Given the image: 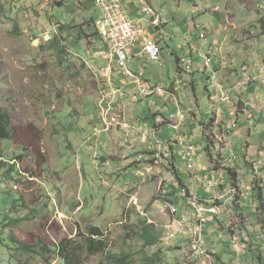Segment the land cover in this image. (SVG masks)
I'll list each match as a JSON object with an SVG mask.
<instances>
[{
    "label": "rangeland",
    "instance_id": "obj_1",
    "mask_svg": "<svg viewBox=\"0 0 264 264\" xmlns=\"http://www.w3.org/2000/svg\"><path fill=\"white\" fill-rule=\"evenodd\" d=\"M59 1L62 7L57 6ZM122 2L149 33L159 35L165 28L170 47L163 43L162 61L146 59L131 67L137 71L144 65L142 77L167 89L176 81L183 86L178 97L187 124L179 131L169 123L156 130L157 117L175 119L174 95L146 96L131 79L125 101L127 119L105 124L109 103L104 95L113 93V87H107L108 60L96 58L107 49L94 23L102 19V11L94 3L0 0V108L12 117L20 137L16 142L0 141V161L8 165L19 153L27 155L17 163L21 169L17 178L26 182H0V264H62L55 252L44 254L41 246L56 250L65 239L80 245L83 264H124L117 260L123 256L125 264H235L230 232L220 229L215 220L206 221L204 240L207 250L221 260L216 256L196 259L186 242L187 232L179 238L182 241L168 248V233L175 223L159 182L171 179V174L166 166H157L156 176L142 174L151 146L158 142L168 145L171 140L174 151L170 148V154H175L179 174L191 182L185 145L191 143L198 149L196 159L201 166H212L206 151L211 136H204L203 123L221 114L220 130L222 122L231 127L236 121L238 126L226 139L228 132L213 130L212 156L217 162L223 157L226 164L242 172L243 180L251 179L252 169L244 161L246 147L250 146L252 157H264V0ZM151 10L162 16V29L152 25ZM178 56L188 62L179 75ZM208 59L212 66L206 69ZM215 74L217 81L212 83ZM118 94L121 96L120 91ZM120 99L122 102L124 97ZM239 100L245 102L247 112L230 117L232 103L238 108ZM4 153L8 154L5 159L1 157ZM137 156L141 163L136 164ZM261 178L264 206V170ZM229 186V180L225 181L226 190ZM210 197L205 190L199 191V199ZM172 200L180 207V186ZM254 202L258 208L255 198ZM251 209L245 228L260 239L263 231L258 213ZM259 216L263 222L264 212ZM218 219L227 227L235 220L232 216ZM6 224L12 227L4 230ZM94 225L104 231L106 248L90 255L87 235ZM147 235L154 245H145ZM7 236L19 244H11ZM21 245L32 249L23 250ZM241 262L264 264V248L243 256Z\"/></svg>",
    "mask_w": 264,
    "mask_h": 264
},
{
    "label": "clouds",
    "instance_id": "obj_2",
    "mask_svg": "<svg viewBox=\"0 0 264 264\" xmlns=\"http://www.w3.org/2000/svg\"><path fill=\"white\" fill-rule=\"evenodd\" d=\"M58 1V0H57ZM63 1H72V2H75V3H77V4H79V5H81V6H86L89 2L90 3H94V2H92L91 0H63ZM121 1V3H122V5H123V8L125 9V11L128 13V15H129V17L135 22V24L139 27V28H143L144 30H145V32L148 34V35H151L153 38L155 37V35L154 34H151V33H149L143 26H141V22L138 20H136L132 15H131V13H130V11H129V9H128V7L122 2V0H120ZM57 3H62V2H57ZM95 5H96V3H94ZM97 7H99L98 5H96ZM100 8V7H99ZM100 10L102 11V19L101 20H98L97 22H94V23H96L97 24V28H98V31H99V36H100V40L102 39V41L105 43V46H106V49H107V51H100L99 52V55H98V57H96V58H99V57H104V58H106L107 60H108V62H109V64H108V66L106 67V73H107V76L109 77L108 79L110 80V83L108 84V88H110V87H113V93H109V94H105L104 95V98L108 101V103H110V101H112V100H114V102H115V104L118 106V114L120 115V121H125L126 119H127V117H128V112H127V109H128V107H126L127 106V104L125 103V98H127L128 96H130V93L129 92H127V93H124L123 92V90H124V88H119V86H116V81H115V78H114V75L116 74V73H122V74H124L125 75V73H124V71H123V69L120 67V65H118V64H113L112 66H111V63H110V60H109V55H110V51H111V48H110V43H109V41L107 40V38H106V36H105V34L103 33V30H102V28H103V22H104V20H105V14H104V12H103V10L100 8ZM150 14H151V16H152V25H154L156 28H158V29H162V26H163V19H162V16L161 15H159L158 13H156L154 10H151L150 11ZM154 17V18H153ZM142 20H144V19H142ZM205 35V34H204ZM202 36H203V34H202ZM161 46H162V44H161ZM134 50L133 51H135V52H138L139 54H140V56H137V59H140L141 60V62H143V57L144 56H146V55H144V54H142V51H143V48H142V44L140 43V42H138L137 43V45L133 48ZM193 49L194 50H198V47L197 46H194L193 45ZM162 54H163V52H162ZM202 55V57H204V54H201ZM208 56V55H207ZM95 57V56H94ZM147 57V56H146ZM136 59V58H135ZM147 59H148V57H147ZM183 59H185V58H181V60L179 61V64H180V68L182 69L183 68V65L181 66V64H182V60ZM132 61H134V60H132ZM131 61V62H132ZM148 61H150L149 59H148ZM161 61H162V55H161ZM160 61V62H161ZM131 62L129 63V66H130V68L132 69V67H131ZM152 62V61H151ZM205 66H206V69H208V67L209 66H212V62L211 61H209V59L206 61V64H205ZM133 70V69H132ZM183 70H185V68H183ZM144 71H145V67H144V65H143V67H141V69H138L137 71H135V70H133V72L135 73V74H137V75H140L141 77H142V75L144 74ZM216 75V74H215ZM214 75V76H215ZM125 76H127V75H125ZM213 76V77H214ZM213 77L211 78V81H212V83L214 82V80H213ZM217 78V77H216ZM129 79H131V81L132 82H135V85H136V88L138 87V84H137V81H136V79L135 78H133V77H129V76H127L126 78H123V81H124V86H127V85H129L130 84V80ZM142 79L144 80V81H146V82H148V83H150V84H152V85H158V84H154V83H151L150 81H148V80H146V79H144L143 77H142ZM107 81V80H106ZM110 85H112V86H110ZM159 85H161V84H159ZM217 85H218V88H220V84L219 83H217ZM165 87V86H164ZM222 87V86H221ZM166 90H167V93L166 94H164V96L165 95H167V94H172V95H174V97H175V99H178L181 103V106L183 107V105H182V101H181V99L178 97V92L175 90V91H173V90H171V89H167L166 88ZM117 91H120V94H121V96L118 94L117 95ZM110 94H112V97H111V95ZM156 95V94H155ZM118 97L117 99H115V97ZM120 97H124V100L122 101V102H124L125 103V106L123 105V103L121 102V99H120ZM224 99L225 100H227V101H229L228 99H227V97H224ZM109 105V104H108ZM108 108V107H107ZM2 109V108H1ZM236 109H237V107H236ZM238 109H239V107H238ZM2 110H4V109H2ZM107 110V109H106ZM5 111V110H4ZM8 113V112H7ZM105 113H106V111H105ZM186 113V112H185ZM9 114V113H8ZM235 114L237 115V113H236V111H235ZM176 115V114H175ZM10 116V115H9ZM11 119H12V117H11ZM161 118H159V117H157V120H159L160 121V123L158 124V125H156V130H158L159 128H160V125H162V124H166V123H169V124H172L173 125V122L176 120V116H175V119H172V120H160ZM186 120H187V114H186ZM215 121H216V119H215ZM185 123H186V121H185ZM184 123V124H185ZM215 123V122H214ZM105 124L108 126V124L106 123V120H105ZM183 124V125H184ZM182 125V126H183ZM237 126H238V124H237V122L235 121V122H233V124H232V126L230 127V124L229 125H227V130H230V129H233V128H237ZM12 127H14V128H16L14 125H13V121H12ZM181 128V127H180ZM175 129V128H174ZM176 130V129H175ZM180 130V129H179ZM179 130H177V131H179ZM137 136H138V134H137ZM180 136V135H179ZM178 139H180V137L178 138ZM4 142V141H3ZM183 142H185V139L183 138ZM140 143H142V141H140ZM177 143H178V141H177ZM160 144L162 145V149H163V152H162V155H161V158L160 159H158V158H156V157H153V155H154V153H155V150L153 149V147H154V145H152L151 146V151L149 152L150 153V155L148 156V158H147V160H146V163H145V167H143L144 169H143V174L142 175H144L146 172H152L153 173V175H158L155 171H156V169H158L159 167H157V166H162V168H165V166H166V168H167V170H168V172L171 174V179H166V178H163L160 182H159V190H161V192H160V194H162V195H164L163 193L165 192L166 193V195L167 196H162V198L164 199V200H166L165 201V203H166V207H167V209L168 210H170V212L172 213V215H173V224H174V227H173V229L172 230H174L175 229V227H176V220H178V219H180L182 216H183V213H184V211H186L187 213H190V214H194L195 213V208H194V206H193V203H198V204H201V205H203V206H205V207H207V208H209V207H216V208H218V210L220 211L218 214H209V213H206L203 217H202V219L200 220V222H199V224L201 225V227H202V234H203V238H204V229H205V223H206V221H208V220H215L218 224H219V226H220V221H219V217L220 216H227V217H233V207H234V205L236 204V203H243L244 205H245V201H249V202H251V204H249L250 205V207L251 208H253V209H256L257 208V206H256V204L255 203H253L254 202V200L253 201H250L251 200V198H254L256 195H257V192L255 191V189H256V187L259 185L261 188H262V191H263V184H262V179L263 178H261V172L264 170V169H262V168H264V157H262V158H259V159H257V158H255V157H252V156H249L251 159L250 160H248V161H246L248 164H246L247 166H250L251 167V169H252V173H253V175H252V177H251V179L249 180V181H245V180H243V175H242V172L241 171H238L235 167H233L232 165H228V164H226L225 162H224V159H223V157H222V160H219V162H217V159L216 160H213L212 159V161H213V163L210 161V157H209V154H208V159H209V161H210V163L212 164V166H210V167H206V166H201L198 162H197V159L196 158H198L200 155L198 154V153H196V151L195 150H198L193 144H191V143H187L186 145H192L193 147H194V152H195V154H194V157H193V160L192 161H190L187 157H186V160H188L187 162H188V171H189V176H190V178H189V180L191 181V182H186L185 180H184V178L182 177V176H180V174H179V176H177V175H175L174 173H175V171H174V167L172 166V163L173 164H175V170L177 169V171H179L180 172V168L178 167V164H177V162H176V159H175V154H170V148H173V151H174V145H173V143H172V141L171 140H169L168 141V145H164V144H162L161 142H160ZM185 145V146H186ZM156 146V145H155ZM158 146V145H157ZM215 146V145H214ZM212 147V146H211ZM175 153V152H174ZM208 153V152H207ZM211 155H213L212 154V152H211V150H210V152H209ZM246 153H247V150H246ZM19 155H25V159H26V157H27V155L26 154H24V153H19L18 155H16V156H19ZM249 157H247V158H249ZM2 158H4V157H2ZM246 158V159H247ZM5 159V158H4ZM25 159L23 160V161H25ZM141 156H137V158L135 159V160H138L137 162H136V164H138V163H141ZM169 159V160H168ZM244 160H245V157H244ZM156 161H157V163H156ZM167 161V164L165 165V162ZM171 161H173L172 163H171ZM0 162H2V161H0ZM14 163H16L15 162V159L13 160V161H10V164H14ZM146 164H147V167H146ZM193 165V170L192 169H190V165ZM216 164H219V166H222V169L221 170H217L218 169V167L216 168ZM229 169H231V170H233L235 173H236V180L234 181V180H232L231 179V177L229 176V173H228V170ZM220 171H222V172H225L226 173V177L223 175H221L220 173ZM139 176H141L138 172L136 173V179H139L140 177ZM197 176H201L202 177V179H203V182H199L198 180H197ZM214 176V178L216 179V180H218L219 181V186L218 187H216V188H211V186H210V179L212 178ZM179 178H181L182 179V182L180 181V179ZM227 180H229V184H230V186H229V188H228V190H226V188H225V181H227ZM165 186H167V188H165ZM181 187V198L183 199L182 201H181V203H180V207L179 206H177L174 202H173V200H172V197H173V195H175L176 194V188L177 187ZM243 187H247L248 189H249V192H250V196L247 198V199H243L242 197H241V189L243 188ZM237 189L238 190V193H237V195L233 198V201H232V203L231 204H228V205H226V206H224V201L223 200H216L215 199V197H222V196H225V197H227V196H229V194H228V192L231 190V189ZM16 189L18 190L19 189V187L18 186H16ZM200 190H205V192L208 194V195H211V197L209 198V199H207V200H202V199H199L198 198V194H199V191ZM246 206V205H245ZM249 207V206H248ZM249 207V209H251ZM77 209H78V207H77ZM252 210V209H251ZM95 226V225H94ZM224 226V225H223ZM230 226H232V224L230 225ZM229 226V227H230ZM261 226V225H260ZM229 227H227V226H224V229L225 228H229ZM233 227H235V226H233ZM232 227V228H233ZM261 228H262V226H261ZM220 229H221V226H220ZM171 230V231H172ZM245 230H247L246 228H244V229H242V230H239L238 231V229H235V231H234V233H231L230 235H231V241H232V236H233V234H235V233H238L239 235H240V237H243L244 239H242V240H245V239H247L248 241H247V244H248V246H249V252H248V254L249 253H252V251H257V250H259V249H261V248H264L263 247V244H261V245H259L258 243H256V240H254V242H252L251 241V239L249 238V237H246L245 235H244V233H243V231H245ZM170 231V232H171ZM262 231H263V228H262ZM170 232L168 233V237H169V234H170ZM183 233L184 232H179L178 233V235H177V238H176V240H175V242H169V240H168V248L169 247H171L172 246V244H175V243H178L179 241H182V239H180L179 240V238L183 235ZM246 234H247V236H251L250 234H248L247 232H246ZM78 235V234H77ZM254 239V238H253ZM74 240V239H73ZM205 241V240H204ZM186 242L188 243V244H190L189 243V238H188V233H187V236H186ZM61 243V242H60ZM59 243V244H60ZM205 243H206V241H205ZM59 244L57 245V247H56V250H53L56 254H57V252H58V246H59ZM22 247V249L23 248H25L26 246H28V245H21ZM190 246H191V244H190ZM206 249H207V243H206ZM24 250V249H23ZM191 250H192V252H193V254H194V251H193V249H192V247H191ZM28 251V250H27ZM207 252H208V257H198V256H196L195 254H194V256H195V258L196 259H208V258H214V256H216L213 252H209L208 250H207ZM233 252V251H232ZM233 257H236L235 256V254H233ZM59 260H60V258H59ZM61 261V260H60ZM242 263V262H241ZM63 264V263H62Z\"/></svg>",
    "mask_w": 264,
    "mask_h": 264
},
{
    "label": "built area",
    "instance_id": "obj_3",
    "mask_svg": "<svg viewBox=\"0 0 264 264\" xmlns=\"http://www.w3.org/2000/svg\"><path fill=\"white\" fill-rule=\"evenodd\" d=\"M85 1V0H84ZM96 3L104 12L105 20L103 22V33L105 34L107 40L110 43V55L109 60L111 66L113 64H118L123 69L125 75L133 77L136 79L138 84V89L141 94L146 96H152L155 94L164 95L167 93L164 85H152L142 79L140 75H137L130 68L129 63L140 56L138 52L133 51L134 47L138 42L142 44V54L146 55L148 59L152 62H160L162 55V46L156 41L151 35H148L143 28H139L135 22L129 17L128 13L123 8L120 0H91ZM204 36V34H203ZM187 60H182V65L187 66ZM214 81H217L216 75L213 77ZM177 102V113L176 120L173 122V127L179 130L180 127L186 121V113L183 111L181 102L176 99ZM106 123L109 125L110 122L120 121V115L118 114V106L115 104L114 100L110 101L108 108L106 110ZM125 141L128 142L129 139L126 137ZM158 145V146H157ZM153 149L155 153L153 157L158 159L161 158L163 149L160 142ZM194 147L192 145L185 146V155L192 161L194 157ZM157 163V161H156ZM190 169L193 170V165L191 164ZM199 182H203L201 176H197ZM211 188H216L219 186V181L214 178L210 179ZM241 197L247 199L250 196L249 189L243 187L241 189ZM237 189H231L225 197H215L216 200H223L224 206L231 204L233 198L237 195ZM195 208V213L190 214L184 211L183 216L176 220V227L169 234V242H175L178 233L187 232L189 243L194 251V254L198 257H208V252L206 249V243L202 234V227L199 224L202 217L206 214H218L220 211L216 207H205L198 203H193ZM240 237L238 233L233 234L231 241V249L236 256L235 264H242L241 258L248 254L249 246L247 244V239ZM264 243V236H263ZM264 247V244H263Z\"/></svg>",
    "mask_w": 264,
    "mask_h": 264
},
{
    "label": "trees",
    "instance_id": "obj_4",
    "mask_svg": "<svg viewBox=\"0 0 264 264\" xmlns=\"http://www.w3.org/2000/svg\"><path fill=\"white\" fill-rule=\"evenodd\" d=\"M58 7H62V3H57ZM2 10V7H0V12ZM154 39L156 41H158L160 44L162 43V41H159L157 39V37H154ZM162 52H163V46H162ZM179 57V61L181 60V56ZM182 66V64H181ZM186 66H183V68H185ZM214 119H211L210 123H203V134L204 136L206 135L207 138L209 136L213 137L214 134ZM209 135V136H208ZM211 137L208 138V147L206 148V151L209 154L210 157V161L213 163V160H216L209 152H210V148H211V144H210V140ZM16 140H20L19 137V133H18V129L12 127V119L11 116H9V114L2 110L0 108V141H4V142H16ZM1 157H8L7 153H4L3 156L1 155ZM25 159V155H19L15 157V162L14 164H8L5 161L0 162V182H4V181H17V182H26L23 181V179H18L17 177L20 176V171L21 169H17L18 166V162H22ZM173 161H171L172 163ZM172 166L174 167V171H175V175L179 176V171H177V169L175 170V164L172 163ZM3 169H5V172L2 173ZM229 176L231 177L232 180H236L237 176L236 173L229 169L228 170ZM180 181L182 182V179L179 178ZM255 191L257 192V195L254 197L257 201L258 204H260V206L257 208V213H258V220L260 225L263 228V233L260 239H256L253 237V234L251 232L248 231V234L252 235V237L254 238V240H256V243H258L259 245L264 244L263 243V236H264V221L260 222V212H264V206H263V191L262 188L258 185L255 189ZM25 196V194H22V202H23V197ZM253 198V200H254ZM255 203V202H253ZM24 204V202H23ZM24 206V205H23ZM25 207V206H24ZM248 205L245 206L243 203H236L233 207V218H235V220H232V226H230L228 228V231L231 233H234L235 229L238 230H242L245 228V223L246 220L248 218ZM18 213V212H17ZM19 215V213H18ZM25 219H27V217H25ZM17 220L19 221H23L24 219L22 217H18L17 216ZM17 226V225H14ZM221 228L224 230V226L222 223H220ZM235 226V227H233ZM7 227H12V225H4V230ZM233 227V228H232ZM90 231L89 234L87 235V243H86V249L88 251V254H95L99 251H103L106 248V242H105V233L102 229H100L99 227H95V226H90L89 227ZM247 229V227H246ZM3 230V233H5V231ZM249 230V229H247ZM96 237H98V239H96ZM152 236L147 235V238L145 240V245H154L155 242L154 240L151 239ZM7 239L9 240V242L13 245H17L19 244L18 240L15 239L14 237H8ZM29 246V245H28ZM26 246L25 248H23L24 250H31V246ZM22 247V246H21ZM41 252H43L44 254H52L54 251L51 249V247L49 245H42L41 246ZM255 252V251H252ZM263 252V251H262ZM54 254V253H53ZM57 257L60 258L61 262L63 264H83V261L81 259V247L80 245H77V242L73 239H65L63 240L59 246H58V252H57ZM126 256H123V259H117L119 262H124L126 261ZM218 261L221 260L218 256H216ZM259 259L262 261V255H259ZM150 263H146V264H151Z\"/></svg>",
    "mask_w": 264,
    "mask_h": 264
},
{
    "label": "crops",
    "instance_id": "obj_5",
    "mask_svg": "<svg viewBox=\"0 0 264 264\" xmlns=\"http://www.w3.org/2000/svg\"><path fill=\"white\" fill-rule=\"evenodd\" d=\"M154 18V17H153ZM142 21H144V20H142ZM166 26H169V24L168 23H166ZM154 34V33H153ZM166 34V32H165V28H164V30H162V32L161 33H159V35H156V34H154L155 35V37H157V39L159 40V41H162V46H163V53H164V50H165V46L163 45V43H165V44H167L169 47H170V44H169V42L165 39V35ZM189 39V38H188ZM203 54V53H202ZM147 58H146V56H144L143 57V62H144V60H146ZM179 59V57H177V60ZM137 60V58L136 59H134V61H132L131 63H136V62H140L141 64L143 63V62H141V60L139 61H136ZM221 63L224 65L226 62L224 61V60H222L221 61ZM178 64H179V60H178ZM183 68L181 69L180 68V64L178 65V75H179V73H181V74H183ZM180 74V75H181ZM177 75V76H178ZM114 78H115V81H116V83H117V85L119 86V88H124V90H123V92L124 93H127V92H129L128 91V85L127 86H124V81H123V78H121L120 77V75L118 74V73H116L115 75H114ZM179 78H180V80H181V77L179 76ZM119 79H121V81L119 80ZM131 83V82H130ZM173 86H172V88H171V90H173V91H177L178 93H179V90L181 89V87H183V86H181L180 85V83L178 82V81H176L175 83H173L172 84ZM185 85H187V84H185ZM125 100H127L126 98H125ZM124 100V101H125ZM252 100V102H253V98L251 99ZM232 105H233V107H232V112H230V117H233V116H236V114H235V111H236V113H237V115H239L240 113H246L247 112V108H246V106H245V102L244 101H242V100H239V102H238V107H239V109L237 108L236 109V106H234V104L232 103ZM217 119H216V121H215V123L213 124L214 125V131H215V133H216V131L217 132H223V133H226V132H228V135H224L225 136V139L227 138V136H229V133H230V131H231V129L230 130H227V125H229V124H226V123H221V126H222V128H221V130L219 129V126H220V119H222V115L220 114L219 116H217L216 117ZM233 122H235V121H233ZM187 124V123H186ZM218 135V134H217ZM219 137L217 136V139H218ZM219 140V139H218ZM223 149V148H222ZM246 150H247V153H246V155H245V163L246 164H248L246 161H248V160H250L251 158L249 157V156H252V154L251 153H253V151L250 149V146L248 145L247 147H246ZM247 157H249V158H247ZM247 158V159H246ZM250 232V230H247V232ZM252 233V232H251ZM251 237H252V235H251ZM252 239H253V237H252ZM254 240V239H253Z\"/></svg>",
    "mask_w": 264,
    "mask_h": 264
}]
</instances>
